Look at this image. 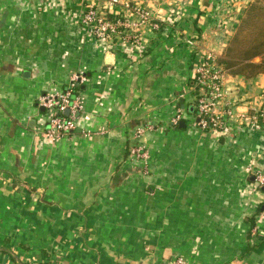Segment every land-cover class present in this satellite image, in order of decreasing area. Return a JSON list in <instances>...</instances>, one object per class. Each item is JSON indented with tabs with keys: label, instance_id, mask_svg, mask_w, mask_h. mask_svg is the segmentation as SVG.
<instances>
[{
	"label": "crops",
	"instance_id": "1",
	"mask_svg": "<svg viewBox=\"0 0 264 264\" xmlns=\"http://www.w3.org/2000/svg\"><path fill=\"white\" fill-rule=\"evenodd\" d=\"M250 1L152 0L182 9L178 33L114 51L88 34L82 0H0V264H264V126L225 115L228 129L204 130L190 95ZM221 67L218 111L248 116L264 74ZM77 72L76 130L51 142L38 100ZM139 128L148 156L134 161Z\"/></svg>",
	"mask_w": 264,
	"mask_h": 264
},
{
	"label": "built area",
	"instance_id": "2",
	"mask_svg": "<svg viewBox=\"0 0 264 264\" xmlns=\"http://www.w3.org/2000/svg\"><path fill=\"white\" fill-rule=\"evenodd\" d=\"M106 2L107 4L104 6L105 11H102L96 4H90L81 14V22L88 34L104 42L111 43L114 36H119L118 28L120 26H125L127 29L131 25H134V23L130 25V23L125 21L113 20L111 18L112 15L120 14L127 19L136 16L137 23L150 20L151 11L144 8L139 2L136 4H132L127 0H106ZM131 40L133 39L130 36L124 39L126 42H130ZM189 42L192 43L190 40ZM210 60L211 58L204 61L195 71L197 85L200 90L197 103L198 124L204 130H225L228 129L229 125V120L224 118L226 115L227 118L236 117L239 120L246 121L253 129L262 128L264 126V106L258 112L253 110L246 117L239 114L236 115L230 107L227 108L228 110L226 109L224 114H220L218 107L226 98V90L222 82L223 75L221 69ZM82 74L75 73L70 78L67 84L69 86L68 89L58 94L44 93L38 100V106L44 107V111L47 112L43 131L51 142H57L62 137L76 130V118L83 109L84 100L79 93L75 98H72L71 91L80 81H84L85 76ZM261 97L263 105L264 95H261ZM180 118L181 114L172 118V124H179ZM140 133L141 131L139 130L138 134ZM142 151L143 149L136 148L133 150V153L140 156ZM255 180L258 186L264 187V170H256ZM173 264H186V262L183 258L178 257Z\"/></svg>",
	"mask_w": 264,
	"mask_h": 264
},
{
	"label": "rangeland",
	"instance_id": "3",
	"mask_svg": "<svg viewBox=\"0 0 264 264\" xmlns=\"http://www.w3.org/2000/svg\"><path fill=\"white\" fill-rule=\"evenodd\" d=\"M102 1V2H101ZM99 3H94V2H91V1H88V0H82V3H83V10L82 12L86 9V7L90 4H96L97 6H99L102 11H105L104 9V6L107 4L106 0H101ZM129 2H131L132 4H136L138 1L139 3L144 7L146 8L147 10L149 9L151 11V17H150V20L148 21H142L140 23H137L138 20H137V17L134 16L133 18L131 17V19H127V18H124L122 17L120 14H117V15H112L111 18L113 20H116V21H125V22H128L130 23V25L132 23H134V25H129L130 27L126 29L125 26H120L118 28V35L119 36H114L113 39L111 40V44H113V50L115 51L116 49H120L122 46H125L126 44H134V43H140L141 42V35H142V30H147L149 29V31H152L153 33H156L158 35L160 34H171V33H178L176 31V27H177V22L178 20H180L181 17H183V13H182V9L181 10H175V11H172V10H169L168 13H166L165 15L161 14V13H156L152 8H153V4H155L154 2H152V0H127ZM155 1V0H154ZM158 1V0H157ZM254 2V0L250 1L249 4H252ZM249 4H247L246 6V9H245V13L244 15L242 16V19L240 20V23H239V26L240 24L242 23L243 21V17H245L247 14H246V11H247V8L249 7ZM232 5V4H231ZM221 10L223 8H220ZM225 11H226V8H224ZM223 9V10H224ZM248 13V12H247ZM139 19V17H138ZM153 25H152V24ZM155 25V26H154ZM238 26V28H239ZM238 28L236 29V31L232 34L231 38L236 34ZM126 29V30H125ZM151 33V32H149ZM131 37V40L130 42H126L124 41V39H126L127 37ZM230 38V40H231ZM230 40L228 41V44L230 42ZM192 41L191 44H194L195 42H193V40H190ZM190 43V42H189ZM228 44L226 46V48L224 49V55L226 56V51H227V47H228ZM210 58H213L214 57H210ZM224 58V57H223ZM210 60L211 62H214L218 67H224L223 65H221L219 63V60ZM255 62H258L260 61V57H257L254 59ZM221 67V68H222ZM236 68V67H234ZM224 69H227L226 67H224ZM229 71H231L233 73V70L235 69H232V68H229L227 69ZM223 72V71H222ZM78 73V72H77ZM76 73V74H77ZM79 73H82V72H79ZM75 75V74H72V76ZM85 76V74H82ZM223 75V74H222ZM71 76V77H72ZM222 82H223V85H224V88H225V79H224V76H223V79H222ZM80 83L82 84L83 82L80 81ZM192 85V90L190 88V95L192 96V106L194 105V108H195V112H196V115L198 114V109H197V103H198V98L200 96V90H199V87L197 85V81H196V77L193 79V82L191 83ZM226 90V89H225ZM80 91L81 89L79 90V94H80ZM261 98V97H260ZM239 101V100H238ZM223 102H226V99L223 101ZM236 103V102H234ZM188 104H191V102H188ZM264 106V104L262 105H259L258 107H253V109L258 112L259 110H261V108ZM231 108L233 113H234V105H226V108ZM228 110V109H227ZM220 114L222 113V111H219ZM43 114L44 116L46 117L47 116V112L43 111ZM181 112H178L174 117H176L177 115H180ZM198 116V115H197ZM173 117V118H174ZM182 118V117H181ZM180 118V120H181ZM199 120V119H198ZM172 124V120L170 122ZM180 123V122H179ZM174 126L176 124H173ZM141 131L140 134H138V131ZM206 130H209V129H206ZM144 132H146V129L144 128H139L137 131L134 132V135L132 136V146H131V155L133 156V160L136 161L139 159V161L141 160H145V158H147L148 156V153L147 151L144 149V145L143 144H139V143H136L134 142V140H138L142 137V134H144ZM138 142V141H137ZM136 148H140V149H143V151L141 152L140 156H138V154H134L133 153V150L136 149ZM261 187V186H259ZM259 214V213H258Z\"/></svg>",
	"mask_w": 264,
	"mask_h": 264
},
{
	"label": "trees",
	"instance_id": "4",
	"mask_svg": "<svg viewBox=\"0 0 264 264\" xmlns=\"http://www.w3.org/2000/svg\"><path fill=\"white\" fill-rule=\"evenodd\" d=\"M246 14L228 44L226 56L219 63L227 69H235V74L251 77L264 74V0H254L249 4ZM257 57H260V61L255 62ZM68 88L66 84L64 90ZM81 88V83L72 88V98L76 97Z\"/></svg>",
	"mask_w": 264,
	"mask_h": 264
},
{
	"label": "water",
	"instance_id": "5",
	"mask_svg": "<svg viewBox=\"0 0 264 264\" xmlns=\"http://www.w3.org/2000/svg\"><path fill=\"white\" fill-rule=\"evenodd\" d=\"M111 53H112V52H111ZM192 109H193V108H191V110H192ZM41 110L44 111V110H45L44 107H41ZM67 114H68V111H67ZM181 126H184V122L181 123Z\"/></svg>",
	"mask_w": 264,
	"mask_h": 264
}]
</instances>
